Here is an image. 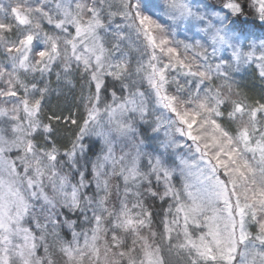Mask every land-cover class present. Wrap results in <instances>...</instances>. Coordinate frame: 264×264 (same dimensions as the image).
I'll return each mask as SVG.
<instances>
[{
    "label": "snow or ice",
    "instance_id": "1",
    "mask_svg": "<svg viewBox=\"0 0 264 264\" xmlns=\"http://www.w3.org/2000/svg\"><path fill=\"white\" fill-rule=\"evenodd\" d=\"M0 264H264V0H0Z\"/></svg>",
    "mask_w": 264,
    "mask_h": 264
}]
</instances>
